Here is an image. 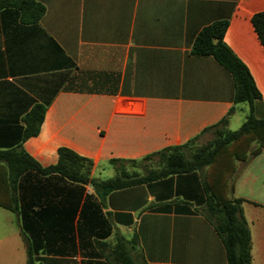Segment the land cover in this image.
<instances>
[{"label":"crops","instance_id":"1","mask_svg":"<svg viewBox=\"0 0 264 264\" xmlns=\"http://www.w3.org/2000/svg\"><path fill=\"white\" fill-rule=\"evenodd\" d=\"M37 1L46 12L34 24L21 22L16 7L0 10V147L22 140L23 119L40 104L45 117L25 150L48 167L70 148L104 179L112 159L139 161L186 144L233 107L229 129L240 114L246 121L249 105L234 104L229 71L193 52L218 21L228 22L224 41L251 72L264 112V46L252 21L264 0ZM238 171L233 197L243 199L252 264H264V148ZM24 195L42 211L41 264H229L203 212L199 172L103 200L90 184L31 175Z\"/></svg>","mask_w":264,"mask_h":264},{"label":"trees","instance_id":"2","mask_svg":"<svg viewBox=\"0 0 264 264\" xmlns=\"http://www.w3.org/2000/svg\"><path fill=\"white\" fill-rule=\"evenodd\" d=\"M16 7L20 10L23 23H38L46 7L37 0H0V10ZM253 24L264 46V12L254 15ZM227 21H218L205 27L193 45L197 55L215 58L233 77L235 85L234 104L249 105V114L240 129H229V114L216 125L207 128L201 135L213 131L214 138L201 147L194 143L201 135L188 143L171 146L139 161L112 159L116 175L101 179L92 177L94 161L80 156L67 147L59 149V160L55 165L45 167L24 148V142L40 132L46 108L37 104L23 121L22 140L8 147H0V207L18 215L21 235L27 247V264L39 263L38 254L43 246V231L40 218L42 211L26 203L24 181L31 175L48 178L59 177L73 184L91 185L102 200L110 193L129 187L143 185L165 178L199 172L206 196L203 212L220 236L229 264H252L251 230L243 214V199L233 197L234 183L238 177V162L249 161L264 148L263 103L251 72L224 41ZM256 146L254 147V144ZM155 160V166L145 173L129 172L125 164H138ZM99 209L96 210L98 214ZM123 261H131L124 256Z\"/></svg>","mask_w":264,"mask_h":264},{"label":"rangeland","instance_id":"3","mask_svg":"<svg viewBox=\"0 0 264 264\" xmlns=\"http://www.w3.org/2000/svg\"><path fill=\"white\" fill-rule=\"evenodd\" d=\"M241 119L230 125V130L236 131L245 122V118L240 114ZM243 117V118H242ZM214 138L213 131H208L197 138L195 147H201ZM155 160L142 161L138 164L126 163L125 167L129 172L145 173L147 169L155 166ZM116 172L111 169L104 175V179L112 178ZM8 237L9 241H7ZM0 240H6L0 243V264H26V246L21 236L20 221L18 215L0 207ZM4 242V241H3Z\"/></svg>","mask_w":264,"mask_h":264}]
</instances>
